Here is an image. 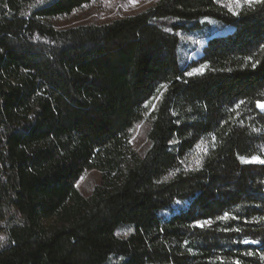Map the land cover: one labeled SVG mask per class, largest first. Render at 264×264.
Wrapping results in <instances>:
<instances>
[{"label": "trees", "instance_id": "1", "mask_svg": "<svg viewBox=\"0 0 264 264\" xmlns=\"http://www.w3.org/2000/svg\"><path fill=\"white\" fill-rule=\"evenodd\" d=\"M94 1L0 0V264H264V4L53 23Z\"/></svg>", "mask_w": 264, "mask_h": 264}, {"label": "rangeland", "instance_id": "2", "mask_svg": "<svg viewBox=\"0 0 264 264\" xmlns=\"http://www.w3.org/2000/svg\"><path fill=\"white\" fill-rule=\"evenodd\" d=\"M155 2L156 0H96L91 5L76 10L70 15L53 19V23L60 27L89 22L101 23L116 17L134 15ZM218 30L224 29H221L217 20L203 18L197 24L188 26L187 29L179 33L178 50L182 54L192 56L193 53L186 54V52H191L193 48L203 45L207 35ZM148 131L149 122L145 119L135 127L130 140V145L134 151L141 152L149 145ZM99 180V171L97 169H89L77 180L76 186L84 195H88L93 184ZM173 212H175V209H173Z\"/></svg>", "mask_w": 264, "mask_h": 264}, {"label": "snow or ice", "instance_id": "3", "mask_svg": "<svg viewBox=\"0 0 264 264\" xmlns=\"http://www.w3.org/2000/svg\"><path fill=\"white\" fill-rule=\"evenodd\" d=\"M234 3H236L238 6L241 5V3L247 4L249 6L253 5V4H264V0H233ZM235 14V13H234ZM197 71H201V70H197ZM192 73H188V75H191ZM241 103H243V101H241ZM256 107L261 109L262 111H264V103H261L259 100H257L256 102ZM242 162H259V163H264V160L259 159L258 157H251L249 158H244L241 157ZM228 216V214H225V218ZM204 223H208V221H205ZM202 226V225H201ZM227 230V229H226ZM236 231H240V229H236ZM0 239H2V237H0ZM243 243H258L259 241L256 240H248V239H244L242 241ZM247 255H253V253L248 252L246 253ZM234 264H239V261H235Z\"/></svg>", "mask_w": 264, "mask_h": 264}, {"label": "water", "instance_id": "4", "mask_svg": "<svg viewBox=\"0 0 264 264\" xmlns=\"http://www.w3.org/2000/svg\"><path fill=\"white\" fill-rule=\"evenodd\" d=\"M261 103H264V102H261ZM259 109V108H258ZM260 111H262L261 109H259Z\"/></svg>", "mask_w": 264, "mask_h": 264}]
</instances>
